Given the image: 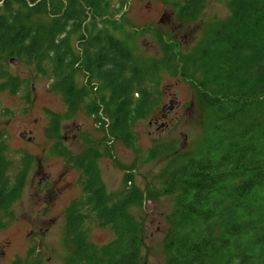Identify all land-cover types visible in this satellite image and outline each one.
Masks as SVG:
<instances>
[{"label":"rangeland","instance_id":"1","mask_svg":"<svg viewBox=\"0 0 264 264\" xmlns=\"http://www.w3.org/2000/svg\"><path fill=\"white\" fill-rule=\"evenodd\" d=\"M183 1L103 0L91 12L80 10V29L71 20L65 23L57 37L59 51L64 53L61 67L53 54L38 63L12 56L17 66L6 60L4 72L14 78L15 86L13 92H0V157L6 163L0 180L4 176L8 190L20 181L22 187L15 198L0 206V264H66L74 250L65 236L71 205L77 207L82 219L79 229L87 242L98 247L114 242V232L93 206V193L101 185L103 196L113 197L108 205L133 193L131 186L140 193L124 211L138 231L140 264H165L170 214L181 185V179L166 167L173 159L196 154L205 126L219 117L201 103L197 83L159 71L157 84L145 87L152 107L131 122L128 140L114 141L108 134L111 118L100 110L103 125L89 113L90 106L108 100V91L90 79L83 59L88 45L93 57L98 39L110 36L124 44L134 63L158 62L165 56L180 60L196 53L207 31L234 10L233 0H210L196 19L181 21L178 11ZM61 2L66 5L68 0L47 2L46 13L33 14L25 22L50 26L63 9ZM11 6L12 15H25V7ZM0 16L9 18L2 2ZM71 58L81 60L74 72L69 70ZM66 74L81 96L73 113L60 84ZM132 100H139V95ZM56 117L59 121L53 126ZM21 133L32 142L22 139ZM158 147L167 151L151 158ZM72 159L89 160L93 167L84 163L81 168ZM87 168L93 173L86 174ZM91 176L98 183L95 179L87 189Z\"/></svg>","mask_w":264,"mask_h":264},{"label":"trees","instance_id":"2","mask_svg":"<svg viewBox=\"0 0 264 264\" xmlns=\"http://www.w3.org/2000/svg\"><path fill=\"white\" fill-rule=\"evenodd\" d=\"M46 1L53 0H0L9 16H0V92H13L14 78L4 72L12 56L38 63L53 54L61 67L64 53L59 51L57 37L65 23L71 20L80 29L82 4L93 9L103 0H68L67 15H61V9L50 26L27 24L26 18L48 11ZM209 1L184 0L179 20L196 19ZM12 4L25 7V15H12ZM233 6L230 17L207 31L199 50L180 60L165 56L158 62L134 63L124 44L110 36L98 39L93 57L86 47L84 71L108 91V100L90 106L89 113L103 125L100 110L111 118L108 134L114 141L128 140L131 122L152 107L145 87L157 84L159 71L197 83L201 103L219 117L205 126L196 154L173 159L166 167L181 179V185L170 214L165 264H264V0H233ZM71 59L69 70L74 72L81 60ZM66 75L60 84L73 113L81 96ZM134 94L139 95L136 102ZM58 121L54 118L53 126ZM166 151L158 147L150 156ZM72 162L81 168L84 163L92 165L83 159ZM3 165L0 157L2 172ZM84 172L93 173L89 168ZM95 179L89 178L87 189ZM6 183L3 176L0 206L15 198L22 187L20 181L8 190ZM101 190L102 185L93 193V206L116 240L101 247L87 242L79 229L82 219L77 207L71 205L65 236L74 250L66 264H140L138 231L124 212L140 193L131 186L133 193L108 205L113 197L103 196Z\"/></svg>","mask_w":264,"mask_h":264},{"label":"flooded vegetation","instance_id":"3","mask_svg":"<svg viewBox=\"0 0 264 264\" xmlns=\"http://www.w3.org/2000/svg\"><path fill=\"white\" fill-rule=\"evenodd\" d=\"M82 6H83V8H84L87 12H88V11L91 12V8H87V7H86L85 5H83V4H82ZM66 8H67V5L64 6L61 15H62V14L67 15V13H65ZM90 12H89V14H90ZM82 28H83V27H82ZM166 113H167V112H165V114H166ZM157 123H158V120H155L154 124L156 125ZM162 127H166V125L163 123V124H162ZM31 133H32V131H29V132H28V134H31ZM25 138H26V137H24V138H22V139H25ZM26 140H27L28 142H32V139H31V138H26ZM47 175H49V174H47ZM38 184H41V182L39 181ZM2 248H3V247L0 246V249H2Z\"/></svg>","mask_w":264,"mask_h":264},{"label":"water","instance_id":"4","mask_svg":"<svg viewBox=\"0 0 264 264\" xmlns=\"http://www.w3.org/2000/svg\"><path fill=\"white\" fill-rule=\"evenodd\" d=\"M9 63L12 64L13 66H17L19 64L18 60L15 58H10ZM175 102H171V105H174ZM21 138H24L26 136V133H21L19 135ZM49 175H46L45 177L42 178V181H46L48 179Z\"/></svg>","mask_w":264,"mask_h":264}]
</instances>
